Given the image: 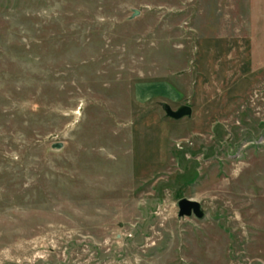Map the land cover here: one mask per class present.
Wrapping results in <instances>:
<instances>
[{"label":"rangeland","instance_id":"1","mask_svg":"<svg viewBox=\"0 0 264 264\" xmlns=\"http://www.w3.org/2000/svg\"><path fill=\"white\" fill-rule=\"evenodd\" d=\"M0 264H264V0H0Z\"/></svg>","mask_w":264,"mask_h":264},{"label":"water","instance_id":"2","mask_svg":"<svg viewBox=\"0 0 264 264\" xmlns=\"http://www.w3.org/2000/svg\"><path fill=\"white\" fill-rule=\"evenodd\" d=\"M136 15V12L134 13ZM164 112L167 117L173 120H180L191 115V109L188 106H182L176 111H172L168 106H164ZM177 218L195 217L196 219L203 218V212L199 203L187 199H180L177 202Z\"/></svg>","mask_w":264,"mask_h":264}]
</instances>
